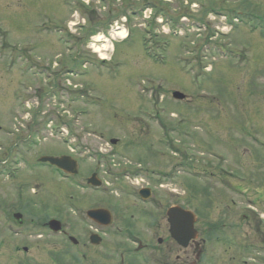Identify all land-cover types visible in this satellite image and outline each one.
Listing matches in <instances>:
<instances>
[{"label": "rangeland", "instance_id": "obj_1", "mask_svg": "<svg viewBox=\"0 0 264 264\" xmlns=\"http://www.w3.org/2000/svg\"><path fill=\"white\" fill-rule=\"evenodd\" d=\"M145 11L152 18L144 19ZM69 19L79 21L74 34ZM115 20L128 33L113 42L104 63L83 37L113 31ZM174 90L188 99L176 100ZM5 131L23 145L28 166L20 180L11 179L13 200L14 186L26 174L28 219L37 218L36 212L49 218L59 202L64 227H74L78 246L60 239L61 251L71 258L66 262L90 264L83 248L90 222L80 214L89 191L80 185L88 186L99 160L101 170L114 173L105 177L104 206L116 209L119 196L133 199L116 190L121 185L116 174L136 171L139 164L156 179L157 171L171 172L177 177L165 186L176 193L169 202L201 213L219 226L220 236L236 237L232 247L220 249L227 263L264 264V0H0V136ZM32 139L36 145L29 144ZM59 153L82 160L72 180L33 163L37 156ZM200 165L207 168L203 180L213 192L199 190L203 183L191 178L190 170ZM220 165L232 168L231 181L243 192L221 189ZM5 177L0 176V257L23 243L20 238L36 235L4 240ZM125 178L135 187L137 178ZM185 180L193 190H186ZM50 190L56 195L46 200L51 205L36 210L40 194ZM70 197L81 201L73 208L78 213L66 203ZM34 251H42L39 244Z\"/></svg>", "mask_w": 264, "mask_h": 264}, {"label": "flooded vegetation", "instance_id": "obj_2", "mask_svg": "<svg viewBox=\"0 0 264 264\" xmlns=\"http://www.w3.org/2000/svg\"><path fill=\"white\" fill-rule=\"evenodd\" d=\"M29 144L36 145L35 143ZM22 147L23 145L20 141L12 142V140L9 139L8 132L5 131L3 135L0 136V176L4 175L5 177L4 173L7 175V178L5 177V181H3V185H5L6 188L3 199L4 208L8 213L4 220L8 236L5 235L7 238L4 240L6 242H12V240L14 241L26 232H35L36 235H34L35 237L32 239L20 238L19 241H23V243L15 245L14 250L11 247L12 250L9 252L4 251L3 256L0 257V264H64L63 262H66V259L70 257H68L65 251H61L60 239L62 237L69 240L74 236L72 233L74 227H64L66 220L63 216L61 217L60 211L57 209V204H59V202H54L53 209H49V211H55L52 216L49 218L42 216L44 205H51L50 202H47L48 199L56 197L54 194L56 193V187L53 188L54 193L50 190V194L46 192L40 194L41 202L37 205L38 208L36 207V210H42V213L40 215L36 212L35 217L37 218L28 219L27 217L29 209L25 207L28 205V198L24 186L26 174H21L22 182L14 186L15 190L17 189L18 195L17 198L13 200L11 179L20 180L18 177L19 172H22V168L23 171H25L24 168H28V166L25 167L27 160L26 154L24 153L25 151L22 150ZM62 154L65 153L56 155ZM72 155L75 157V154ZM39 157L40 156H37L33 161L36 167L40 164L44 165V163H39ZM20 163H24V166H21ZM97 163L98 165L90 170L89 173L90 175L94 174L95 179L102 182V186L92 187L80 185V188L89 191L86 198H82V200L86 199L88 201V206L80 213L82 219L83 215H85V220L90 222L88 224L85 223L88 225L87 237L83 243L85 261H88L90 264H172V255L176 254L177 264H229L226 262L227 254L222 256V251L220 249L227 244H229L228 247H232V244L236 242V237L233 235L220 236L218 233L219 226L206 217L201 219V213L197 212V219L195 220L197 234L192 237L187 245H180L173 238L171 234V216L169 210L180 205L183 208H188V206L182 202H169L171 193H176V191H173L169 187L166 188L165 186L167 185L166 182L175 179V177L170 175V172L157 171L158 180L155 176L148 173L150 170L143 171L144 173H142L141 170H144V168H140V170L137 168V175H135L136 171L127 170H124L123 173L116 174V179L121 180V185L120 187L118 186L116 190L119 192L122 191L123 194L127 193V195H130L133 199L130 202L127 198L125 199V197L122 198L119 196L116 199L114 198L113 201L117 208L111 209L104 206L107 204L104 200L107 199L108 194V181L105 177L113 175L114 173L112 170L106 168H104V171L101 170V162L98 161ZM45 165H49L48 168H51L52 174H50L52 176L56 177V175H59L62 178L72 180V176L60 171L57 167L51 166L48 163H45ZM113 166L116 165L114 164ZM220 169L224 171L223 175L217 177L219 179L218 182L222 184L221 189L226 188V190L232 191L233 193L236 191H244L243 188L233 185L230 177H236V175L230 166L225 168L223 165H220ZM206 172L207 168H203V166L200 165L199 168L197 166V171L190 172L192 174L195 173V175H190L191 178H194L192 180L196 179L198 182H201L200 184L203 183V187L199 188V190L205 188L207 191L213 192L214 190H210L208 183L203 180L204 177H206ZM155 173V170H152V174ZM38 174L43 176L42 173L38 172ZM126 174L131 180L137 178L135 179V187L129 186V184L125 182ZM130 174H134V176ZM238 176L241 177V174ZM139 178H141V182L138 181ZM184 184L186 190H193L186 186V180ZM36 191V189H32L31 193L37 195ZM70 200L71 201L66 202L70 210L74 213H78L79 209L73 208L77 207L81 201L75 200V197H70ZM31 204L32 203H30L29 206ZM203 207L204 206H202V210L205 211ZM12 208L14 210H10ZM99 208L110 209L113 217L111 225L106 226L102 222L99 223L88 217V211ZM38 215L40 217H38ZM52 219L62 222L60 230L55 231L51 228L50 222ZM93 224L96 227H93ZM112 226L115 227V230L113 233H109L108 230L112 228ZM1 232L2 229H0V233ZM123 232L125 233L124 235ZM93 235L97 243H92L91 239ZM71 243L73 246H78L79 240L77 242L71 241ZM37 244L40 245L42 251H34V249L37 248ZM230 259L232 260L233 257ZM73 260L72 258L71 261L68 260L65 264H75ZM234 262L235 264H241L239 261Z\"/></svg>", "mask_w": 264, "mask_h": 264}, {"label": "water", "instance_id": "obj_3", "mask_svg": "<svg viewBox=\"0 0 264 264\" xmlns=\"http://www.w3.org/2000/svg\"><path fill=\"white\" fill-rule=\"evenodd\" d=\"M174 97L177 99H184L185 94L181 92H175ZM113 143H116V140H113ZM40 161L50 162L71 174H76L78 172L77 161L71 158L70 156H61V157L44 156L40 158ZM89 183L96 186L100 185L99 182L95 181L94 177H91L89 179ZM169 214L171 216L170 221H171L172 236L181 245H187L190 238L196 234L194 229L195 214L190 210H184L181 209L180 207L171 208L169 210ZM88 216L106 225L112 223L111 213L109 210L106 209L90 210L88 212ZM50 225L56 231L61 229V222L58 220H52L50 222ZM92 241L97 242L94 238V235L92 237Z\"/></svg>", "mask_w": 264, "mask_h": 264}, {"label": "bare ground", "instance_id": "obj_4", "mask_svg": "<svg viewBox=\"0 0 264 264\" xmlns=\"http://www.w3.org/2000/svg\"><path fill=\"white\" fill-rule=\"evenodd\" d=\"M117 34L119 35V36H125V34H126V31L124 30V29H122V31H118L117 32ZM101 36H97V38L99 39ZM110 47H107V45H104V50H108ZM96 50L97 51H101V48L100 47H96ZM102 52V51H101ZM102 55L103 56H105L106 55V53H104V52H102Z\"/></svg>", "mask_w": 264, "mask_h": 264}]
</instances>
